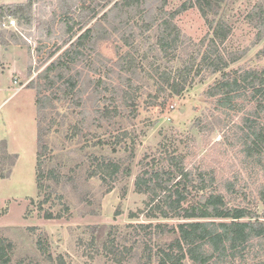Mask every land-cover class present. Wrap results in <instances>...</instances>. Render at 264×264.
Listing matches in <instances>:
<instances>
[{"label":"trees","instance_id":"16d2710c","mask_svg":"<svg viewBox=\"0 0 264 264\" xmlns=\"http://www.w3.org/2000/svg\"><path fill=\"white\" fill-rule=\"evenodd\" d=\"M146 1L115 0L80 34L75 32L67 37L65 43L75 36L37 73V79L31 80L30 85L37 84L38 88L35 183L38 194L44 195L38 209L46 219L62 218L68 212L64 204L55 213L43 207L54 198L62 202V195L55 187L66 183L59 169L48 166L52 157L47 153L43 137L45 128L51 126L41 125L56 103L67 104L60 124L69 120V114L87 121L79 125L68 123L65 137H77L83 140V146L93 139L92 146L96 150L105 146L111 149L110 154L92 152L78 165L86 179L98 178L105 191L122 181L121 194L127 191L124 180H128L132 172L138 138L133 133L134 122L141 114V102L147 111L162 110L170 101L182 97L195 82H203L215 74L218 76L203 91L212 108L197 117V131H203L207 118L225 122L224 126L242 131L240 136L235 130L232 134L243 144L246 159L264 161V123L260 122L264 117V64L230 67L243 53L225 48L232 32V27L221 16L225 0H185L170 11L165 8L168 0H161L156 9L148 8ZM34 3L35 0L0 3V20L10 16L16 18L19 25L29 27L35 19ZM189 8L198 10L207 27L201 38L182 34L175 22V18ZM96 15L93 13L85 20L84 26ZM137 15V20L131 21ZM107 16L113 17L111 29L102 24ZM246 18L257 29L259 39L264 33V0L252 8ZM117 31L121 35L115 43L116 58L111 60L98 51L97 43ZM3 36L0 31V41L5 43ZM87 86L89 94L85 93ZM89 100L92 101L90 106L87 105ZM236 117L238 123L234 121ZM159 134L155 149L143 153L138 160L133 180L134 191L145 196L143 209L129 212L130 221L122 225L90 226L94 232L106 229L100 248L109 260L114 264L133 261L137 264H264V171L263 183L257 191L263 206L259 213L256 205L228 200L223 190L233 192L234 185L226 181L222 188L213 170L188 166V153L181 152L179 142L191 136L182 139L175 132ZM1 146L0 154L6 156L5 142ZM121 150L126 155L117 157ZM6 174L0 168V178H5ZM84 200L91 201L90 198ZM94 240L92 237L90 245ZM36 247L40 260H13V242L0 234V264L65 263L62 255L53 257L45 237L36 238Z\"/></svg>","mask_w":264,"mask_h":264},{"label":"rangeland","instance_id":"374dc122","mask_svg":"<svg viewBox=\"0 0 264 264\" xmlns=\"http://www.w3.org/2000/svg\"><path fill=\"white\" fill-rule=\"evenodd\" d=\"M26 1L0 0V3ZM114 1L35 0L32 7L35 19L31 26L19 25L18 20L10 16L0 20V31L4 33L6 41H0V150L2 142H5L7 153L6 156L0 154V168L7 173L5 178H0V234L13 242V260H40L36 238L41 235L49 242L53 257L62 255L64 264H114L100 248L106 229L104 232H94L90 226L122 225L130 221L129 212L143 209L145 196L134 191L133 180L138 171V160L143 153L155 149L161 137L159 132H175L182 139L183 136H191L189 140L179 142L181 152L188 153V166L213 170L222 188L226 181L234 185L233 192L223 190L232 203L256 205L259 213L263 210L257 191L263 183L264 161L257 163L246 159L243 144L232 134L235 130L240 136L242 131L230 125L226 127L225 122H217L213 118L204 119L203 131H197V117L212 108L203 91L218 76L215 74L203 82H195L182 97L170 101L162 110L152 108L147 111L141 102V114L134 122L136 130L133 133L138 138L131 163L132 172L130 178L124 180L127 182L125 195L121 194L123 181L116 182L110 191H105V186L98 178L86 179L85 172L78 166L80 161H84L85 156L92 152L110 154L112 151L106 146L96 150L92 146L93 139L83 146V140L65 137L68 123L79 125L87 121L79 115L68 113L69 120L60 124L62 112H67V104L56 103L49 110L51 113L46 122L41 125L51 126L45 128L46 135L43 137L48 146L47 153L52 157L48 166L59 169L60 174L65 175L66 183L55 187L62 195V202L54 198L44 203L43 207L55 213L64 204L68 206V212L62 218H44L43 211L38 209L44 195L38 194L35 183L39 130L35 99L38 88L37 84L30 85L31 80L34 77L37 79V73L75 38L65 43L67 37L75 32L80 34ZM183 1L168 0L165 8L170 11ZM261 1L225 0L222 5L221 16L232 27L225 48L227 51L243 53L230 67H259L264 64V33L258 39L257 29L246 18V14ZM160 4L161 0L146 1L147 7L152 9ZM67 10L68 14H63ZM93 13H97L96 17L84 26L85 20ZM106 18L102 24L111 29L113 17ZM137 18L138 15L131 21ZM9 19H14V25L8 24ZM175 22L182 34L194 39L201 38L207 31L196 8L183 11L175 18ZM121 32H110L107 39L98 41L97 49L104 57L111 60L116 58L115 43H118ZM51 53H54L53 56L46 59ZM20 86V90L15 91ZM89 90L87 86L85 93L89 94ZM91 103L89 100L87 105ZM234 121L238 123L239 119L236 117ZM260 122L264 123V117ZM141 131H144L143 135ZM116 155L122 157L126 153L121 150ZM12 161L13 166L10 165ZM84 198H90V203ZM139 218L144 219L143 216ZM92 237L95 240L90 245ZM128 264L137 263L133 261Z\"/></svg>","mask_w":264,"mask_h":264},{"label":"built area","instance_id":"2783aa9c","mask_svg":"<svg viewBox=\"0 0 264 264\" xmlns=\"http://www.w3.org/2000/svg\"><path fill=\"white\" fill-rule=\"evenodd\" d=\"M14 23H15L14 19H9V20H8V24H10V25H14ZM3 25H4V24H3ZM15 83H17V82H15ZM21 87H22V86L17 87V88L15 89V91L20 90Z\"/></svg>","mask_w":264,"mask_h":264}]
</instances>
